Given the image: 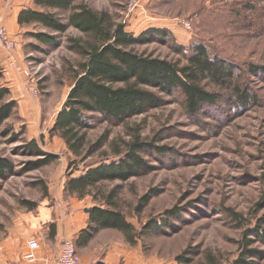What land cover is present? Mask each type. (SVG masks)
I'll list each match as a JSON object with an SVG mask.
<instances>
[{
	"label": "rangeland",
	"instance_id": "374dc122",
	"mask_svg": "<svg viewBox=\"0 0 264 264\" xmlns=\"http://www.w3.org/2000/svg\"><path fill=\"white\" fill-rule=\"evenodd\" d=\"M80 3L111 13L131 32L140 33L152 28V24L166 25L172 33L167 38L150 35V43L136 47L154 56L178 58L173 43L182 45L186 52L192 41L204 43L213 55L243 72L252 98L240 106L227 89L221 92L214 108H205L202 114L192 117L183 109L180 95L163 96L161 107L120 125L90 114V143L97 144L106 136L108 140L81 161L66 149L59 136L49 131L70 89L67 67L80 59L69 48V39L83 35L73 27L64 33L37 25L23 27L12 66H17L21 75L14 81L19 91L14 93L17 105L0 126V157L10 160L13 167L12 172L0 177V242L12 239L39 206L67 197L60 187L70 173L78 175L87 165L106 156L117 158L114 145L129 139V127H138L141 136L152 141L156 149L143 155L151 169L125 181L106 182L102 187L105 193L114 190L126 219L135 227L134 243L121 237L130 249L131 262L177 264L175 258L182 253L189 264H231L241 256L249 264H264V73L247 72L249 65L264 67V2H76ZM53 12L65 20L67 11ZM182 22L189 23L190 29ZM34 31L55 35L57 45H47L27 35ZM0 67L3 75L6 66ZM8 128L12 132H4ZM12 133H17L16 140ZM30 140L55 158L36 165L41 156L26 150ZM80 201L96 204L89 195ZM159 219L162 225L156 229L152 225ZM255 225H260L262 234L257 232L260 227L253 229ZM80 263L83 264L81 259Z\"/></svg>",
	"mask_w": 264,
	"mask_h": 264
},
{
	"label": "trees",
	"instance_id": "16d2710c",
	"mask_svg": "<svg viewBox=\"0 0 264 264\" xmlns=\"http://www.w3.org/2000/svg\"><path fill=\"white\" fill-rule=\"evenodd\" d=\"M77 1L35 0V8L19 12L18 24L20 27L37 25L55 33H64L68 27H73L83 35L82 38L69 39V48L80 59L67 67L71 78L70 89L49 131L51 135L59 136L66 149L74 157H80L81 161L92 156L108 140L106 136L97 144L90 143L87 136V129L91 126L87 116L90 114L120 125L132 117L161 107L163 96L180 95L183 109L192 117L202 114L205 108H214L221 99V92L227 89L233 92L236 104L240 106H245L252 98L242 77L243 72L231 62L213 55L204 43L192 41L187 48L189 52H186L182 45H176L171 39L172 49L179 57L154 56L136 47L150 43V35L167 38L172 34L168 29L152 27L135 35L126 29L125 23L116 21L111 13L76 4ZM56 10L67 11L65 20L53 12ZM27 35L47 45L58 43L55 35L43 31L28 32ZM247 72L263 74L264 67L249 65ZM9 94V88L0 85V126L11 117L17 105L15 99H8ZM4 132L10 133L12 129H5ZM12 134L13 140H16L17 133ZM127 135L128 140L121 139L113 147L117 158L106 156L97 163L87 165L77 176L70 173L66 179L64 195L79 199L89 195L96 202L87 209V227L80 233L83 240H76V244L86 243L103 228L117 229L129 243H134L135 227L126 219L114 190L106 193L102 190L106 182L125 181L151 169L143 155L156 151L154 143L142 137L138 127H129ZM26 150L34 156H41V160L35 162L38 166L55 158V155L42 151L33 140L28 142ZM12 170L10 160L0 157V177ZM162 221L156 220L152 226L158 229ZM257 227L260 225H255L253 229L257 230ZM257 232L262 234L263 229L260 227ZM175 259L177 264H189L188 257L182 253ZM242 263L249 264L242 256L231 264Z\"/></svg>",
	"mask_w": 264,
	"mask_h": 264
},
{
	"label": "crops",
	"instance_id": "0c3cea01",
	"mask_svg": "<svg viewBox=\"0 0 264 264\" xmlns=\"http://www.w3.org/2000/svg\"><path fill=\"white\" fill-rule=\"evenodd\" d=\"M34 1L0 0V21L12 38L18 40L23 31V27L18 24L19 12L25 8H35ZM152 27L166 28V25L152 24ZM142 31L144 29L140 33ZM7 55V51L0 46V66H6L0 85L9 88L8 99L17 100L14 93L18 94L19 91L14 81L21 75L15 69L17 66L6 65ZM12 56L16 62V51L12 52ZM65 182L63 180L60 187L62 195ZM65 198L56 199L52 205L50 202L39 206L36 214L26 217L23 228L12 239L0 242V264H56L61 243L65 239L74 242L83 264H142L131 262L130 249L122 241L124 235L117 229H100L86 243L76 244V240H83L80 233L87 227V209L94 203L81 204L79 198ZM31 240L36 242L33 247L29 245Z\"/></svg>",
	"mask_w": 264,
	"mask_h": 264
},
{
	"label": "built area",
	"instance_id": "2783aa9c",
	"mask_svg": "<svg viewBox=\"0 0 264 264\" xmlns=\"http://www.w3.org/2000/svg\"><path fill=\"white\" fill-rule=\"evenodd\" d=\"M183 24L187 29H190L189 23H183ZM0 46H2L8 53L6 57V65L10 67L14 66L15 61L13 59L12 52L15 51V48L17 46H19V41L12 38L9 35L6 28L2 25L1 21H0ZM29 91L35 93V90L33 88H29ZM29 245L33 247L36 245V242L34 240H31L29 241ZM29 257L31 258V256ZM56 264H81L80 259L76 253V248L73 241L68 239L62 241Z\"/></svg>",
	"mask_w": 264,
	"mask_h": 264
}]
</instances>
